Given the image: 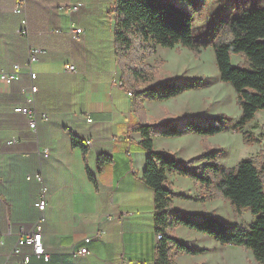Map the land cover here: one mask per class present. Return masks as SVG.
<instances>
[{"label": "crops", "instance_id": "obj_1", "mask_svg": "<svg viewBox=\"0 0 264 264\" xmlns=\"http://www.w3.org/2000/svg\"><path fill=\"white\" fill-rule=\"evenodd\" d=\"M115 1L27 0L26 10L17 12L15 0H0V73L15 64L23 68L10 84L0 79V264H155L159 242L155 191L143 179L148 151L135 127L174 123L184 115L207 122L214 112L203 91L211 83L166 99L129 95L132 90L123 83L116 52ZM77 27L84 32L75 39ZM23 28L27 33L19 32ZM35 49L41 51L29 63ZM200 59L181 44L157 45L146 58L156 68L155 76L137 87L204 77L196 69ZM67 63L78 71H67ZM213 71L223 82L219 67L218 73L215 66ZM33 85L38 89L34 101H29L27 91ZM19 106L37 111L36 128L29 115L15 110ZM212 135L190 131L165 136L154 129L153 144L200 173L207 149L204 141L215 147ZM74 136L88 149L75 145ZM102 154L111 160L100 167ZM167 183L177 193L197 198L209 194L195 178L179 171L168 172ZM43 197L48 261L34 252L32 244L16 250L21 234L32 231L43 216L37 206ZM173 209L195 218L210 213L223 222L244 221V212L235 213L224 197L192 200L175 195ZM250 211L246 226L256 219ZM169 233L205 250L190 253L174 248L178 264H260L251 249L221 243L196 229L180 225ZM86 237H92L87 244L91 253L77 254Z\"/></svg>", "mask_w": 264, "mask_h": 264}, {"label": "trees", "instance_id": "obj_2", "mask_svg": "<svg viewBox=\"0 0 264 264\" xmlns=\"http://www.w3.org/2000/svg\"><path fill=\"white\" fill-rule=\"evenodd\" d=\"M196 0H116L112 12L116 14V52L122 70L123 83L139 97L166 99L177 96L188 89L200 88L205 84L203 77L183 81L163 80L157 85L140 89V82L151 80L156 68L146 63L148 55L156 51L157 45L174 47L187 46L197 55L203 46L196 40L194 13L188 10ZM229 34L228 39L214 42L217 64L221 79L231 83L236 92L242 115L235 125L237 131H244L246 144L257 141L255 135L245 130L264 110V8L252 7L241 15L224 21ZM234 54L245 58L244 64H233ZM139 111L142 105L138 104ZM229 117L222 113L201 124L193 117L184 115L174 123L162 121L157 124L140 123L135 129L142 134L141 144L148 151L144 181L155 191L154 221L159 239L155 264H178L172 254L174 248L190 253L204 249L193 248L169 231L180 225L208 233L221 243L244 246L254 252L255 258L264 264V158L261 164L254 157L241 160L236 166L227 167L219 161L221 147L207 148L203 153L205 161L200 173L193 170L188 162L166 151L156 150L153 144V131L157 129L165 136H181L190 131L203 135L220 133L227 129ZM179 122H182L181 124ZM75 145L85 150L88 145L77 136ZM111 160L109 155L99 157V166ZM179 171L192 176L209 194L194 197L187 193H177L167 183V174ZM91 177L92 174L90 173ZM206 200L224 197L231 201L236 212L250 209L256 216L254 222L246 226L240 223L223 222L213 214L195 218L173 209V197Z\"/></svg>", "mask_w": 264, "mask_h": 264}, {"label": "rangeland", "instance_id": "obj_3", "mask_svg": "<svg viewBox=\"0 0 264 264\" xmlns=\"http://www.w3.org/2000/svg\"><path fill=\"white\" fill-rule=\"evenodd\" d=\"M252 7L264 8V0H196L193 6L188 8L194 13L196 40L203 46L209 45L206 48L203 47L205 49L198 55L193 51L198 58L201 57V62L196 69L202 74L200 76L205 77H203L205 83H211L203 91L206 96L205 100L208 101V106L214 112V116L224 113L229 117L227 129L211 136L212 144L215 147L211 148L206 141L204 143L210 149L222 148L219 161L227 167L236 166L241 160L249 157L256 158L261 164L264 158V110L257 112L256 117L252 120L253 122L251 121L252 123L250 122L251 124L249 123L245 129L252 132L257 141L253 144H246L244 131L235 129V125L242 115L237 92L231 83L223 80V82H218L215 79L216 72L213 71L215 66L218 73L216 53L213 47L214 42L222 38L228 39L231 37L224 21L241 15L246 9ZM236 55L234 57L235 64L236 62L244 64V56L241 54ZM249 211L250 209L242 212L235 211L238 215L244 212V221L240 222L239 220L238 222L246 225L249 220ZM252 215L254 214L252 213Z\"/></svg>", "mask_w": 264, "mask_h": 264}, {"label": "built area", "instance_id": "obj_4", "mask_svg": "<svg viewBox=\"0 0 264 264\" xmlns=\"http://www.w3.org/2000/svg\"><path fill=\"white\" fill-rule=\"evenodd\" d=\"M27 6V0H15V5L14 9L17 12H23L26 10ZM81 6V3L77 4L74 6V9H78ZM26 23V19H25ZM20 33H27V29L23 28L19 30ZM83 28L77 27L73 30V37L75 39H78L81 37L83 34ZM41 51V49H35L32 51L31 56H30V61L29 63H32V61L36 60L38 58V53ZM22 66L21 64H15L13 69L10 71H2L0 73V79L4 81L6 84H10L13 82V80L17 79L20 77V74L22 72ZM65 69L70 72H77L78 68L76 65L67 63ZM37 76L36 73H32V77L35 78ZM38 87L37 85H33L30 90L27 91V95L29 98V101H34V95L37 91ZM129 94L131 93L130 91L128 92ZM16 111L26 113L30 117V122L31 125L36 128L37 127V111L29 106H19L15 108ZM91 120V119H90ZM91 142V140H90ZM39 178L42 179V176L39 175ZM47 201L43 197L38 203L37 206L42 210L43 216L41 219L35 224L34 228L32 231L26 233V234H21L18 245L16 247V250L19 251L21 249V246L28 243L32 244L34 248V252L40 256L43 257L45 260L50 259V254L47 252L44 243H43V233H42V222L44 220V211L46 209ZM163 234L157 235V238H160V236ZM92 240V237H86L85 238V244L79 246L76 249L77 254H82V255H88L91 253V250L88 247V243ZM26 261H29V256L26 257Z\"/></svg>", "mask_w": 264, "mask_h": 264}, {"label": "bare ground", "instance_id": "obj_5", "mask_svg": "<svg viewBox=\"0 0 264 264\" xmlns=\"http://www.w3.org/2000/svg\"><path fill=\"white\" fill-rule=\"evenodd\" d=\"M131 92V91H130ZM132 94V92L129 94V95H131ZM160 238H161V236H160ZM160 238H158V239H160Z\"/></svg>", "mask_w": 264, "mask_h": 264}]
</instances>
